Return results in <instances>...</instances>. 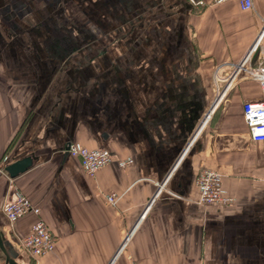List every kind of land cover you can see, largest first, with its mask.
I'll return each mask as SVG.
<instances>
[{"label":"crops","instance_id":"obj_1","mask_svg":"<svg viewBox=\"0 0 264 264\" xmlns=\"http://www.w3.org/2000/svg\"><path fill=\"white\" fill-rule=\"evenodd\" d=\"M204 1L0 0V162L31 159L0 171L21 264L38 216L1 211L19 192L56 237L32 264H264V142L243 117L262 91L238 69L264 54V0ZM73 140L112 161L89 175ZM203 167L234 202L197 201Z\"/></svg>","mask_w":264,"mask_h":264},{"label":"built area","instance_id":"obj_2","mask_svg":"<svg viewBox=\"0 0 264 264\" xmlns=\"http://www.w3.org/2000/svg\"><path fill=\"white\" fill-rule=\"evenodd\" d=\"M196 5L205 4L204 0H192ZM222 2L226 0H212ZM243 10L254 9V0H238ZM258 42H254L245 60L238 65V69H244L245 76L257 79L262 91L259 99L245 100L243 102V117L248 126V132L255 141L264 142V54L257 53V61L251 62L250 56L256 52ZM246 65V63H248ZM209 116V115H208ZM207 120V118H206ZM68 154L79 160L81 168L89 175H94L99 169L108 165L112 161L109 149L104 147H87L78 141L68 143ZM4 158L0 162V171L5 169ZM133 158L122 159L119 164L126 167L132 164ZM162 186V185H161ZM195 186L198 192L197 201L203 204H230L235 198L223 185V175L210 167H203L195 178ZM121 194L111 192L106 195L110 204H116ZM1 211L6 216L10 225L26 214L32 213L36 220L32 223L30 232L18 239L20 251L29 258L36 260L38 257L54 250L56 237L49 224L41 218V208L36 205L24 192H19L14 200H4Z\"/></svg>","mask_w":264,"mask_h":264},{"label":"water","instance_id":"obj_3","mask_svg":"<svg viewBox=\"0 0 264 264\" xmlns=\"http://www.w3.org/2000/svg\"><path fill=\"white\" fill-rule=\"evenodd\" d=\"M66 153L68 154V145L66 146ZM30 164H31V159L29 157H26L6 165L5 170L9 173L10 176H15L16 174L24 171ZM15 241L18 244V239L15 238ZM0 249L5 254L6 261L8 262V264H21L18 260L20 255L19 250L7 237L6 233L2 230L1 227H0Z\"/></svg>","mask_w":264,"mask_h":264},{"label":"rangeland","instance_id":"obj_4","mask_svg":"<svg viewBox=\"0 0 264 264\" xmlns=\"http://www.w3.org/2000/svg\"><path fill=\"white\" fill-rule=\"evenodd\" d=\"M26 259H27V257H26ZM24 261H26V260H24ZM30 261H31V259H30V260L28 259V262H29V263H30ZM28 262H27V263H28ZM29 263H28V264H29ZM31 264H32V261H31Z\"/></svg>","mask_w":264,"mask_h":264}]
</instances>
